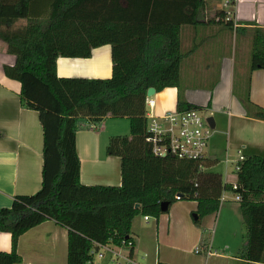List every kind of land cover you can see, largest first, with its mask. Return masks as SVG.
Here are the masks:
<instances>
[{
	"label": "trees",
	"instance_id": "obj_1",
	"mask_svg": "<svg viewBox=\"0 0 264 264\" xmlns=\"http://www.w3.org/2000/svg\"><path fill=\"white\" fill-rule=\"evenodd\" d=\"M210 1L0 0V38L16 56L4 72L21 82L23 104L39 112L44 130L42 187L0 207V232L12 238V250L0 251V264L22 262L19 237L48 219L68 228V264H88L98 245H128L137 215L158 218L165 212L162 203L170 206L179 195L198 201L194 220L201 226L205 215L220 208L226 191L242 197L247 244L241 257L264 263V157L249 155L239 162L234 188L220 172L208 170L217 159L159 156L146 140L148 89L180 85L182 26L197 24ZM227 16L225 9L215 13L233 28ZM103 44L112 46L111 77L57 75L58 57H90ZM262 67L264 28L255 27L250 69ZM244 101L249 114L264 119V107L251 101L248 91ZM191 108L205 107L180 95L177 110ZM108 115L130 119V134L111 136L107 146L108 154L121 157L122 184H84L76 132ZM199 247L206 254L210 248L204 228Z\"/></svg>",
	"mask_w": 264,
	"mask_h": 264
},
{
	"label": "crops",
	"instance_id": "obj_2",
	"mask_svg": "<svg viewBox=\"0 0 264 264\" xmlns=\"http://www.w3.org/2000/svg\"><path fill=\"white\" fill-rule=\"evenodd\" d=\"M219 9L231 12L233 28L215 18ZM255 27L264 28V0H211L200 10L197 24L182 26L180 85L153 94L156 115L177 110L181 94L188 102L210 110L209 116L218 114L219 124L213 116L216 125L205 157L218 160L208 170L220 172L224 182L231 184L237 182L235 167L241 154L264 157V119L249 114L244 101L248 91L251 101L264 107V67L250 69ZM15 62L16 56L7 51L6 42L0 38V207L11 206L17 195L34 194L43 181L44 130L39 112L24 106L21 82L4 72L6 64ZM112 71L111 44L93 48L90 57L60 56L56 60L60 77L109 78ZM195 78L200 84H194ZM223 115L227 119L223 120ZM117 118L108 115L100 123L76 132L82 183L122 184L121 157L107 152ZM220 166L225 173L218 169ZM226 192L220 208L205 215L201 226L194 220L198 201L193 199L175 201L158 218L150 215L146 219L143 215L148 225L152 223L144 230H149L155 241L153 250L143 248L147 264H250L241 257L247 244L241 205L225 203L229 198ZM203 228L215 232L207 254L197 251ZM138 229L134 219L133 249L111 241L101 244L88 264H141L137 260ZM11 250V234L0 232V251ZM17 251L22 257L17 264H68V228L53 219L45 220L19 237Z\"/></svg>",
	"mask_w": 264,
	"mask_h": 264
},
{
	"label": "built area",
	"instance_id": "obj_3",
	"mask_svg": "<svg viewBox=\"0 0 264 264\" xmlns=\"http://www.w3.org/2000/svg\"><path fill=\"white\" fill-rule=\"evenodd\" d=\"M230 1L226 2V5ZM231 12L228 11V19ZM147 105V131L146 140L151 143L153 152L159 156L168 154L176 155L179 158L199 159L206 155V149L209 140L213 134L208 117L203 109L191 108L187 110H173L162 115H156L153 111L155 99L153 95H148ZM245 156L241 154L237 160L235 170L240 169L239 162ZM234 188H238L237 182L232 184ZM180 199V196H177ZM235 199L241 200L239 193L235 194ZM146 219L150 217L145 216ZM133 241H129L128 245H132ZM203 248L198 247L197 251L201 252ZM210 253V248L208 250Z\"/></svg>",
	"mask_w": 264,
	"mask_h": 264
},
{
	"label": "rangeland",
	"instance_id": "obj_4",
	"mask_svg": "<svg viewBox=\"0 0 264 264\" xmlns=\"http://www.w3.org/2000/svg\"><path fill=\"white\" fill-rule=\"evenodd\" d=\"M182 71H183L184 75H186V71H187L186 65L183 66ZM193 82H194V84L195 83L196 84H200V80H197L196 78L193 80ZM181 96H183V95L181 94ZM203 112L207 116H209V114H211L210 110H207V109H203ZM213 116L215 117L216 121H218V124H219V116H218V114H214ZM226 117H228V116L227 115H223V120L227 119ZM114 121H116L115 126L117 127V129H115V131H114V132H116V133H114L115 135H117V134H130V120H129V118L119 117V118L115 119ZM219 160H221V158ZM223 167L220 166V167H218V169H221V170L224 171ZM224 173H225V171H224ZM231 175H232V178H234L235 174L231 173ZM226 194L228 195L229 198L226 199L227 201L225 200L226 201L225 203L230 202V203H234L235 205L240 204L237 200H235V194L234 193L226 192ZM134 219H135V222H136V228H140V229H138L139 231H137L140 234L139 235V247H138V259L137 260L141 264H147V261H145L144 258H143V254H144L143 248L144 247H147V248L149 247L150 250H153L154 246H155V243H154L155 241H154V238L151 235H149V230H148V232H146L144 229H148L149 226H152V223H150L148 225L146 223V221L144 220L142 214L137 215ZM244 230L246 231V225L244 226ZM207 235H209V240H210V243H211L212 239L214 240L215 232H213L212 230H210V231L207 230ZM217 236H218V234H217ZM219 237H221L220 232H219ZM198 246H199V244H198ZM204 257H205V255H204Z\"/></svg>",
	"mask_w": 264,
	"mask_h": 264
},
{
	"label": "water",
	"instance_id": "obj_5",
	"mask_svg": "<svg viewBox=\"0 0 264 264\" xmlns=\"http://www.w3.org/2000/svg\"><path fill=\"white\" fill-rule=\"evenodd\" d=\"M155 92H156L155 87H150V88L148 89V93H147V95H153ZM208 120H209L211 126H212V127H215L216 122H215L214 117H213V116H209V117H208ZM168 206H169V202L164 201V202L162 203V210L165 211V210L168 208ZM194 216H197V214H194Z\"/></svg>",
	"mask_w": 264,
	"mask_h": 264
}]
</instances>
